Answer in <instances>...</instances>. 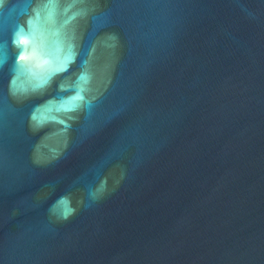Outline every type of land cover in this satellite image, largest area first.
Listing matches in <instances>:
<instances>
[{"label":"water","instance_id":"95a60500","mask_svg":"<svg viewBox=\"0 0 264 264\" xmlns=\"http://www.w3.org/2000/svg\"><path fill=\"white\" fill-rule=\"evenodd\" d=\"M0 264H264V0H0Z\"/></svg>","mask_w":264,"mask_h":264}]
</instances>
